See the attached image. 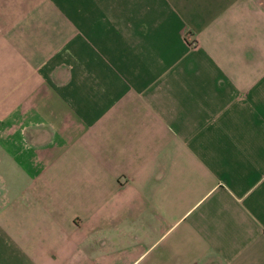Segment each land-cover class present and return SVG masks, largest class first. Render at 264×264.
<instances>
[{"label":"crops","instance_id":"1","mask_svg":"<svg viewBox=\"0 0 264 264\" xmlns=\"http://www.w3.org/2000/svg\"><path fill=\"white\" fill-rule=\"evenodd\" d=\"M0 264H264V0H0Z\"/></svg>","mask_w":264,"mask_h":264}]
</instances>
